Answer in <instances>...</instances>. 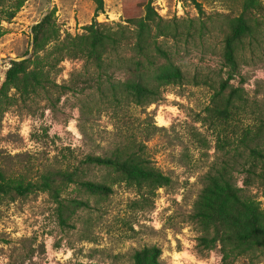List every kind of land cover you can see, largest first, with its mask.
Wrapping results in <instances>:
<instances>
[{"label": "rangeland", "instance_id": "374dc122", "mask_svg": "<svg viewBox=\"0 0 264 264\" xmlns=\"http://www.w3.org/2000/svg\"><path fill=\"white\" fill-rule=\"evenodd\" d=\"M122 1L103 0V11L96 13L94 0H26L14 18L1 23L0 82L13 58L30 56L31 26L45 13L55 8L61 34H80L91 23L124 24ZM197 1L202 14L190 0H152L162 25L180 32L163 41L186 76L164 87L158 102L115 108L105 94L110 81L124 80V63H112L101 77L102 94L97 83L89 88L81 82L94 70L80 58L61 63L47 93L26 99L15 94L8 106L0 101V170L6 177L37 181L49 171L80 167L85 155L109 154L133 130L141 139L147 126L152 132L144 141L146 157L171 179L153 193L117 183L106 196L71 184L62 192L64 204L79 198L88 206L66 207L67 223H61L59 205L47 192L0 197V264H130L132 253L144 246L160 248L161 264H222L218 245H199L202 232L191 214L208 172L224 160L243 161L235 150L244 149L245 128L250 131L245 142L264 148V41L245 44L240 73L230 81L244 88L246 112L234 124L207 119L212 86L227 77L221 40L242 15L245 0ZM202 23L206 29L198 37ZM129 54L122 51L124 59ZM129 116L131 123L125 124ZM82 168L85 178L109 184L110 171ZM244 175L240 166L233 171L238 186ZM246 193L264 204L259 183ZM233 264H264V249L238 256Z\"/></svg>", "mask_w": 264, "mask_h": 264}, {"label": "trees", "instance_id": "16d2710c", "mask_svg": "<svg viewBox=\"0 0 264 264\" xmlns=\"http://www.w3.org/2000/svg\"><path fill=\"white\" fill-rule=\"evenodd\" d=\"M26 0H0V36L2 21H10ZM95 11L102 12L103 0H94ZM203 13L197 0H190ZM264 5L259 0H245L242 15L231 21L230 30L222 38L221 57L228 68L227 77H220L213 87L210 103L205 108L206 118L220 124H234L246 112L245 90L230 81L240 73L239 55L245 44L264 41ZM55 8L31 26L30 56L20 61H11L0 82V101L8 106L16 94L24 99L47 93L56 85V76L61 63L68 58H80L93 67L91 76L82 79L86 87L97 83L102 91V76H107L112 63H124V80L114 84L110 81L108 94L115 108L127 111L129 105L149 106L162 97L163 88L186 79L179 65L165 46L164 37L180 35L177 28L171 32L162 25V19L152 5V0H123L124 24L114 27L91 23L83 27L80 34H61L56 24ZM206 25L198 28V37ZM130 50L127 59L122 51ZM79 80V79H78ZM66 89L70 87L64 86ZM13 92V93H12ZM131 116V114H130ZM130 116L123 120L131 123ZM156 128L155 126H153ZM152 130L145 126L141 139L136 132L129 133L124 143L109 154H87L81 166L59 169L42 174L37 181L22 177H6L0 170V197L25 196L41 191L58 203L61 223H67L66 207L88 206L84 199L71 198L67 204L61 199L62 192L71 184L78 185L91 194L109 195L112 185L126 183L145 193L170 184L168 175L151 165L145 154V144ZM250 135L244 129L240 143L244 149L239 156L242 162L224 160L213 171L208 172L205 184L196 199L192 220L200 227L199 245H218L222 253V264H233L236 257L255 250L264 249V204L246 189L259 183L264 187V148L258 143L250 145L245 139ZM256 135V134H254ZM253 138H250L252 140ZM228 143L227 140H224ZM223 147V144H222ZM87 166L104 168L111 172L108 182L87 179L83 176ZM240 166L245 174L241 186L233 180V171ZM142 192V191H141ZM264 195V194H263ZM161 251L157 246H144L131 255L130 264H161Z\"/></svg>", "mask_w": 264, "mask_h": 264}, {"label": "water", "instance_id": "95a60500", "mask_svg": "<svg viewBox=\"0 0 264 264\" xmlns=\"http://www.w3.org/2000/svg\"><path fill=\"white\" fill-rule=\"evenodd\" d=\"M29 51H31V46H30ZM25 58H26L25 56H18V57L13 58V60L20 61V60H23Z\"/></svg>", "mask_w": 264, "mask_h": 264}]
</instances>
